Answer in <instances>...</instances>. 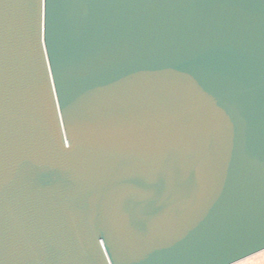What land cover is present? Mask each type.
<instances>
[{
	"label": "water",
	"instance_id": "95a60500",
	"mask_svg": "<svg viewBox=\"0 0 264 264\" xmlns=\"http://www.w3.org/2000/svg\"><path fill=\"white\" fill-rule=\"evenodd\" d=\"M262 251L264 0H0V264Z\"/></svg>",
	"mask_w": 264,
	"mask_h": 264
},
{
	"label": "bare ground",
	"instance_id": "6f19581e",
	"mask_svg": "<svg viewBox=\"0 0 264 264\" xmlns=\"http://www.w3.org/2000/svg\"><path fill=\"white\" fill-rule=\"evenodd\" d=\"M235 264H264V251L248 257Z\"/></svg>",
	"mask_w": 264,
	"mask_h": 264
}]
</instances>
